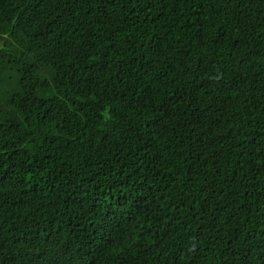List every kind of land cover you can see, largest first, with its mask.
Instances as JSON below:
<instances>
[{"label":"trees","instance_id":"obj_1","mask_svg":"<svg viewBox=\"0 0 264 264\" xmlns=\"http://www.w3.org/2000/svg\"><path fill=\"white\" fill-rule=\"evenodd\" d=\"M0 264H264V0H0Z\"/></svg>","mask_w":264,"mask_h":264}]
</instances>
